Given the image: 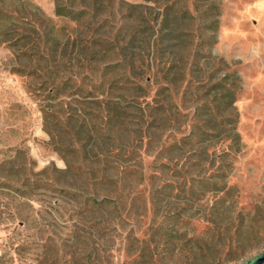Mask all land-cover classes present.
Returning a JSON list of instances; mask_svg holds the SVG:
<instances>
[{
  "label": "trees",
  "instance_id": "obj_1",
  "mask_svg": "<svg viewBox=\"0 0 264 264\" xmlns=\"http://www.w3.org/2000/svg\"><path fill=\"white\" fill-rule=\"evenodd\" d=\"M11 1L13 10L0 6V45L20 73L39 80L44 128L66 163L37 175L38 196L53 199L46 210H153L150 237L136 239L150 264L163 242L184 240L181 225L194 218L165 203L174 190L176 198L190 193L186 207L205 197L196 184L223 193L206 217L222 226L232 208L222 207L224 181L243 148L242 85L211 53L216 2L55 0L59 24L28 0ZM144 195L151 203L138 206Z\"/></svg>",
  "mask_w": 264,
  "mask_h": 264
},
{
  "label": "rangeland",
  "instance_id": "obj_2",
  "mask_svg": "<svg viewBox=\"0 0 264 264\" xmlns=\"http://www.w3.org/2000/svg\"><path fill=\"white\" fill-rule=\"evenodd\" d=\"M28 1L31 10L38 7L61 24L55 0ZM213 1L219 16L211 53L236 72L242 85L237 108L243 148L224 181L222 207L232 208L222 226L212 228L206 217L223 193L213 196L196 184L205 197L186 207L190 193L176 198L174 190L165 203L171 201L194 218L181 225L184 240L161 244L165 248L155 264H247L264 255V0ZM4 3L0 6L14 9L11 0ZM18 69L13 51L0 45V264H148L147 256L140 260L139 245L150 237L153 210L104 216L79 211L77 203L46 210L53 199L38 196L37 175L47 168L64 170L66 163L44 128L39 80ZM136 202L150 204L151 199L144 195Z\"/></svg>",
  "mask_w": 264,
  "mask_h": 264
},
{
  "label": "water",
  "instance_id": "obj_3",
  "mask_svg": "<svg viewBox=\"0 0 264 264\" xmlns=\"http://www.w3.org/2000/svg\"><path fill=\"white\" fill-rule=\"evenodd\" d=\"M264 263V255L256 258L255 260L248 262L247 264H262Z\"/></svg>",
  "mask_w": 264,
  "mask_h": 264
}]
</instances>
